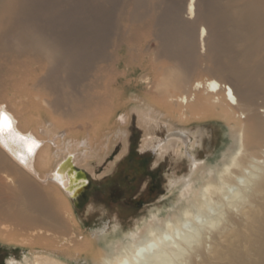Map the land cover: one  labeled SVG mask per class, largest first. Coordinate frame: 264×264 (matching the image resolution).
Wrapping results in <instances>:
<instances>
[{
	"label": "bare ground",
	"instance_id": "6f19581e",
	"mask_svg": "<svg viewBox=\"0 0 264 264\" xmlns=\"http://www.w3.org/2000/svg\"><path fill=\"white\" fill-rule=\"evenodd\" d=\"M165 2L48 13L61 18L54 26L22 0H0V109L27 138L0 144V243L28 249L7 264H264V0H179L170 13ZM200 61L209 77L194 79ZM133 112L141 149L161 157L182 154L193 123L213 129L190 123L204 114L223 118L224 148L202 164L184 151L195 177L170 213L152 211L128 232L114 217L112 231L104 223L80 236L69 195L85 183L77 171L94 175L117 139L126 150L117 116L128 124ZM158 120L168 133L154 143Z\"/></svg>",
	"mask_w": 264,
	"mask_h": 264
},
{
	"label": "rangeland",
	"instance_id": "374dc122",
	"mask_svg": "<svg viewBox=\"0 0 264 264\" xmlns=\"http://www.w3.org/2000/svg\"><path fill=\"white\" fill-rule=\"evenodd\" d=\"M23 1H25L24 4L26 5L23 4ZM82 1L83 0H22L23 6L21 9L31 14L30 17H34L36 20L33 18L30 19L34 21L39 19L37 22H46L54 26H57L61 19L57 16H54L55 18L50 16L56 13V11L58 14H61V11V15L77 12V10L88 15H99L100 11L101 14H104L105 11L108 12V10L110 11L115 8L116 11L119 12L126 10L119 9L121 5H123L124 0H107L108 2L105 0ZM178 1L179 0H164L165 4L163 7L165 6L169 10H158L169 13L175 11V9H172V6ZM75 8L77 9L75 10ZM88 9L90 13H87V11H89ZM48 13L51 14L49 15ZM42 15H44V17ZM180 15L183 17V9ZM65 21L67 24L70 22L67 19ZM72 23L70 22L69 25H74ZM118 23L120 28H123L124 25L128 26L124 20H120ZM150 44V48L154 49V41H151ZM200 64L202 68L196 70L197 72H195L192 77L194 79L209 77L208 72L204 70L206 63L200 61ZM125 92H123L124 99L126 101H132L130 89ZM123 111L124 113L127 112L128 108H125ZM122 116L125 117L123 114H120V116L118 115L117 120H119L123 129H128L126 150L121 152L123 142L121 139H117L111 152L97 165L94 175H91L87 169L82 168L91 179V184L82 195L77 197V199H70L75 212V225L73 228H75L76 234H80V236L81 234L87 235L88 230L99 227L104 223H107L108 230L112 231L111 227L115 220L114 217H117L121 221L124 232H128L135 229L137 224H142L145 219H148L152 211L155 213L161 212V215L170 213L172 207L176 209L180 205L179 198L180 190L184 186L183 180L194 179L195 177L193 171L190 170L191 164L188 154L195 155L200 164L213 162L216 156H218L217 159L219 158V155H221L219 152L223 150L225 145L224 138L226 134L224 132L226 127L223 123V118L219 115L211 116L210 114H204L201 115L203 117L196 116V119L193 118L194 120L192 119L190 123L195 120H200L199 118H203L201 121L207 119V121L214 122L215 125L212 126L213 129L206 130L203 129V126L194 125L193 123V125L188 127L190 131L186 132L189 136V140H187V145L185 147L183 146L182 154L177 155L174 153L173 149H169V151H166L164 153L165 155L161 157L157 151L153 153L151 148L141 149L144 132L137 124L136 113H132L128 124L125 123L124 119L120 120ZM158 122L160 125L159 128L156 127L155 124H151V130L155 132L152 134V136L155 137L154 143L160 140V142H164L168 133V124H165L163 120H158ZM198 129H201L203 135L201 133L199 134ZM120 135L121 134H119V136ZM197 138L202 140L205 145L202 147L197 144L193 149L191 143ZM185 150L188 154L184 152ZM118 155L121 156L117 158ZM114 161L113 167L111 169L109 168L110 170L107 169V166ZM75 166L80 168L76 164ZM225 190L227 195H231L236 191V186L226 187ZM210 206H212L210 207V213L218 212L219 205L211 204ZM200 218L205 217L201 216ZM189 225L190 223H188V226ZM27 253L28 249L18 244V242L10 244L0 243V264H7V259L9 258H15L17 260L22 259Z\"/></svg>",
	"mask_w": 264,
	"mask_h": 264
},
{
	"label": "snow or ice",
	"instance_id": "6c2138e0",
	"mask_svg": "<svg viewBox=\"0 0 264 264\" xmlns=\"http://www.w3.org/2000/svg\"><path fill=\"white\" fill-rule=\"evenodd\" d=\"M9 138L13 144L19 141L27 143V138L20 136L19 133L14 132L13 123L11 117L2 109H0V144L7 145ZM35 147V142L32 141L31 145L27 147V151L31 153ZM21 155H23L21 153Z\"/></svg>",
	"mask_w": 264,
	"mask_h": 264
},
{
	"label": "water",
	"instance_id": "95a60500",
	"mask_svg": "<svg viewBox=\"0 0 264 264\" xmlns=\"http://www.w3.org/2000/svg\"><path fill=\"white\" fill-rule=\"evenodd\" d=\"M77 173H80L82 175H85V183H83L77 190L69 193L70 197L75 200L78 196L82 195L85 190L88 189L89 185L91 184V179L88 177L87 174L83 171H77Z\"/></svg>",
	"mask_w": 264,
	"mask_h": 264
},
{
	"label": "flooded vegetation",
	"instance_id": "af4514ba",
	"mask_svg": "<svg viewBox=\"0 0 264 264\" xmlns=\"http://www.w3.org/2000/svg\"><path fill=\"white\" fill-rule=\"evenodd\" d=\"M114 193H115V191H114Z\"/></svg>",
	"mask_w": 264,
	"mask_h": 264
}]
</instances>
